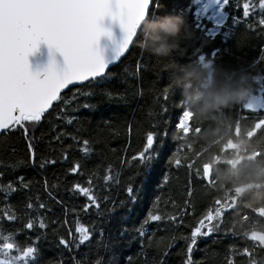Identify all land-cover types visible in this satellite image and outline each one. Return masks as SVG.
Listing matches in <instances>:
<instances>
[{
  "label": "trees",
  "instance_id": "1",
  "mask_svg": "<svg viewBox=\"0 0 264 264\" xmlns=\"http://www.w3.org/2000/svg\"><path fill=\"white\" fill-rule=\"evenodd\" d=\"M180 3L191 4L193 14L198 7L194 0H180ZM162 18L149 17L154 21H161ZM185 19L188 26L182 33L181 44L191 29L203 40L205 53H210L213 48L230 49V54L223 55L224 62L209 60L201 62L198 59H191L183 64H177L199 65L201 78L185 80L182 73L175 71L176 66L174 68L169 66V61L173 58L183 62V58L178 57L176 53L180 48L170 57L162 58L136 46L131 47L121 63L111 69L115 75L100 84L82 85V91L90 94L87 97L80 95L78 102L93 105L92 109L81 107L77 111H72L77 102L71 100L70 90L75 91V89L64 91L61 95L69 98V104L65 106L61 103L57 111L42 122L43 126L34 134L30 131L29 136L37 160L58 159L61 146L67 149L69 160H81L85 157L81 141L88 140L91 153L86 157V167L77 174L65 175L67 164L59 162L55 165H47L42 170L30 165H22L15 168L14 172L0 176V229H2L0 238L12 234L14 240L17 238L24 240L28 237L34 239L37 234L36 229L42 220L47 227L39 229V232L47 235L39 241V244L46 264H70L73 259L80 261V264H95L98 256L106 259L109 253L97 248L95 242L91 246H81L71 252L63 249L57 241L61 236L68 238L65 229L70 228L73 235H77L75 233L77 221L90 229L94 225L102 226L103 239L106 241L110 234L115 235L116 229L122 222L128 227L133 225L138 227L146 213L152 210L155 198L159 196L161 200L159 208L169 216H177V221L150 222L146 226L148 231L144 241L135 242L130 247L122 249L123 255L117 252L116 257L118 260L122 259L123 264H160L161 254L167 253L163 256L164 264H182L185 241L179 237L189 235L193 217L210 206L214 198L220 201L221 212L230 211L225 213L218 231L207 237L197 238V244L191 254L195 264H226L229 258L233 260V264H247L248 257L241 256L244 247L248 248L254 264H264V251L261 250L264 246L252 239L254 233L264 236V202L254 201L250 192L242 194V186L247 182L245 172L251 163L258 161V158L247 161L252 156L243 157L238 165L233 166L238 157L219 155L217 152L220 144L214 146V142L220 139L222 130L219 133L208 132L218 126L224 129L231 123L230 133L226 132L223 135L226 142L233 137L234 125L238 124L243 138H241V148L246 149L247 152L261 151L264 157V125L263 130L254 136L255 138L251 136L252 134H247L259 119L251 117L242 120V116L245 115L242 111L244 99L218 112L217 118L212 119L195 114L182 96L183 89L227 87L242 78L247 84L248 91L259 88V83L264 87V61L260 59L261 49H264V37L259 35L258 28L249 30L243 25H237L227 43L223 44L219 35L202 36L192 28L193 15H188ZM206 23L210 28L214 25L212 21ZM141 52L143 59L140 60L141 67L137 70L136 64ZM237 59L243 62L234 63ZM248 64L252 67L250 68ZM125 68L129 72L138 71V78L128 76L124 71ZM171 76L176 86L180 88V103L188 116L183 129L177 133H170V140L174 144L183 146L182 155L184 151V154L192 159L194 166L189 172L183 166L180 169L170 167L161 159L156 163L151 175H146L144 169L130 157L142 147L146 132L153 130L150 124L156 123L157 120L175 117L178 103L174 106L173 101L176 100V96L169 95L166 105L168 115L148 120L150 112H159L157 100L159 98L160 103H163L161 93L166 87H170ZM137 90L141 95L135 99L129 97L127 102L108 99L102 94L103 91H108L115 97ZM51 111L52 109L49 112ZM246 114L254 113L246 111ZM129 125H131L130 130ZM57 136H60L59 140L56 139ZM73 136H76V141L73 140ZM27 159V142L19 132L14 135H0V161L14 164L16 161L27 162ZM212 164L215 165L216 170L211 183L206 186L196 176L195 165L202 166L204 173V167ZM164 174L168 176L166 182L163 180ZM226 175L231 177L229 181L221 179ZM15 176H23L29 182L30 191L9 193L5 199L4 185ZM104 176H108L109 179L104 180ZM45 180L48 185L47 191L43 187ZM89 181L93 194L98 197L105 196L108 201L119 204L120 201L126 200L125 188L128 183L139 187L140 199L127 208H118L108 219L97 215L98 210L92 205L85 212L82 210L83 206L90 202L76 191L69 189L73 183L89 187ZM239 190L241 192H238ZM49 192L55 199L48 196ZM26 196L32 199L26 200ZM171 200H175V207L169 203ZM185 200L191 205L188 215L177 212L178 208L184 207ZM56 201L61 203L57 204ZM26 203H32L33 208H25ZM41 203L45 205L43 209L38 207ZM97 203L101 204V208L105 207V204L108 208L112 206L111 203L99 199ZM5 213L17 219L8 220ZM180 216H183L184 224L177 229L175 224L179 222ZM29 219L34 220L36 229L20 231ZM65 219L67 224L63 223ZM17 233H19L18 237ZM147 235L152 237L151 244L147 240Z\"/></svg>",
  "mask_w": 264,
  "mask_h": 264
},
{
  "label": "snow or ice",
  "instance_id": "2",
  "mask_svg": "<svg viewBox=\"0 0 264 264\" xmlns=\"http://www.w3.org/2000/svg\"><path fill=\"white\" fill-rule=\"evenodd\" d=\"M194 3L198 7L193 14L191 4L181 5L180 0H0V135H14L19 132L27 142L28 152L27 162L16 161L14 164H7L0 161V176L14 172L15 168L22 165H30L42 170L47 165H55L59 162L67 164L65 175L77 174L86 167V157L91 153L88 140L81 141L82 151L85 154L81 160H69L67 149L63 146H61L58 159L41 158L37 160L29 132L34 134L41 128L42 122L52 116L61 103L65 106L69 104V98L61 95V90L70 84L75 89V91L70 90V98L77 102L72 111H77L81 107L92 109L93 105L78 102L80 95L87 97L90 94L82 91V82L87 81L89 85L100 84L115 75L110 66L120 61L131 47L138 46L139 29L145 18L156 19L166 16L185 18L193 15L192 28L200 32L202 36L219 35L223 44L227 43L237 25H243L249 30L258 28L259 35L264 37V0H231V2L230 0H194ZM106 16H111L113 20L118 21L123 31V37L114 50L111 63L105 60L97 47L100 36L106 34L102 27V21ZM206 21L214 22L213 27L210 28ZM107 34L111 36L110 32ZM42 42L63 55L66 61L64 69H58L53 62L45 70L43 76L32 72L28 56L36 51ZM176 53L178 57L183 58V62L173 58L169 61L171 68L191 59H198L201 62L205 60L224 62L223 55L230 54V49L227 47L213 48L210 53H205L203 40L190 29L180 50ZM261 53L260 59L264 61V49H261ZM142 59L141 52L136 64L137 70L141 67L140 60ZM239 62L243 61L237 59L234 63ZM248 66L252 67L251 64ZM124 71L128 76L138 78V71L129 72L127 68ZM77 83L81 86L78 87ZM259 92V95L264 97V89H259ZM102 94L108 99H119L122 102H127L129 97L135 99L141 95L138 90L115 97L108 91H103ZM161 95L163 103H160L159 98L157 100L159 112H150L148 120L168 115L166 105L169 95L176 96V100L173 101L174 106L178 103L175 117L157 120L156 123L150 124L153 130L146 132L142 147L130 159L136 161L144 169L146 175H151L156 163L161 159L170 167L180 169L183 166L191 172L194 166L192 159L187 157L184 151L182 155V150H184L182 145L174 144L170 140V133H177L183 129L188 116L180 103V88L176 86L172 76L170 87H166ZM54 101L58 103L54 105ZM50 108L51 112L48 111ZM246 110H242L245 116H247ZM259 115H264V112ZM130 129L131 125H129ZM56 139L59 140L60 136ZM76 139V136H73V140L76 141ZM195 174L206 186L209 184V178L204 175L202 166L195 165ZM108 179V176H104V180ZM163 180L165 182L168 180L166 174L163 175ZM4 187L5 199L9 193L30 191L29 182L23 176H15ZM43 187L47 191L46 180L43 182ZM69 190L76 191L90 202L84 204L83 211L87 212L92 205L98 210L97 215L105 219L111 218L118 208H127L140 199V189L132 183H128L125 188L126 200L120 201L119 204L115 201H108L105 196L94 195L91 181H89V187L73 183ZM189 194H191L190 191ZM48 196L55 199L50 192ZM31 199L26 196V200ZM98 199L111 203V208H108L107 204L101 208V204L97 203ZM56 203L61 202L56 201ZM160 203V197L157 196L152 210L146 213L138 227L135 225L128 227L122 222L116 229L115 235L110 234L106 241L103 239L102 226L94 225L90 229L77 221L75 227L77 235H73L72 229L66 228L68 238L61 236L57 242L69 252L81 246H91L95 242L97 248L109 253L106 259L98 256L95 264H123L122 259H117L116 253L121 252L123 255L122 249L130 247L135 242L142 243L148 231L146 226L150 222L177 221V216H169L159 208ZM169 203L173 207L176 206L175 200ZM219 204V200L212 198L211 205L207 206L198 216L193 217L189 235L179 237L185 241L182 264H195L191 254L198 237H207L219 230L225 213L230 211L221 212ZM167 206L166 204L165 207ZM38 207L43 209L45 205L41 203ZM190 207L191 205L185 200L184 207L178 208L177 212L188 215ZM25 208L32 209V203H26ZM129 211H131L130 208ZM5 215L8 220L17 219L7 213ZM63 223L67 224V220L65 219ZM183 224V216H180L175 227L178 229ZM46 227L47 225L41 220L36 229L34 220L29 219L20 231L36 229L37 234L34 239L28 237L24 240L18 238L14 240L12 234L3 235L0 238V264H46L39 244V241L47 235L39 232V229ZM18 236L19 233H17ZM147 240L151 244L152 237L147 235ZM256 243L264 246V240L256 241ZM261 250L264 251V247ZM165 255L167 253L161 254L160 264H164L163 256ZM241 256L248 257L247 264H254L247 247H244ZM70 264H80V261L73 259ZM226 264H233V260L227 259Z\"/></svg>",
  "mask_w": 264,
  "mask_h": 264
},
{
  "label": "clouds",
  "instance_id": "3",
  "mask_svg": "<svg viewBox=\"0 0 264 264\" xmlns=\"http://www.w3.org/2000/svg\"><path fill=\"white\" fill-rule=\"evenodd\" d=\"M183 16H166L161 21L145 18L139 29L138 46L156 57H170L181 46L182 33L187 27ZM175 71L182 73L185 80H198L202 76L199 65H176ZM248 95V87L244 79L231 86H210L198 90L183 89L182 96L195 114L216 119V114L232 105L241 102ZM221 127L208 130L219 133ZM247 182L242 186V194L251 193L252 199L264 202V160L251 163L245 172ZM221 179L229 181L230 176Z\"/></svg>",
  "mask_w": 264,
  "mask_h": 264
},
{
  "label": "water",
  "instance_id": "4",
  "mask_svg": "<svg viewBox=\"0 0 264 264\" xmlns=\"http://www.w3.org/2000/svg\"><path fill=\"white\" fill-rule=\"evenodd\" d=\"M102 27L104 28L106 34L100 36L97 47L102 53V55L104 56L105 60L111 63L113 55H114V50L117 44L119 43V41L123 37V31L120 27L119 22L113 20L111 16H106L103 19ZM108 32L111 33V36L107 34ZM129 51L126 52L123 57H121L120 61H117L115 62L114 65L110 66V68L112 69L116 65L120 64L123 58L129 53ZM53 62H55L56 67L60 70L66 67V61L63 55L60 52L56 51L55 49L49 48L48 44L43 43V42L40 43L36 51L29 54L28 56V63L30 65L32 72L40 73L41 76H43L45 70ZM86 83L88 82L87 81L82 82V85ZM77 86L79 87L81 86V84L77 83ZM72 88H73V85L71 84L68 85L67 88L61 90V94L64 91L68 89H72ZM55 103L56 102L54 101L53 104ZM263 104H264L263 97L253 95L247 100L246 104L244 105V108L247 109V111H251L253 113H259L262 110ZM50 110L51 108L48 111ZM204 175L209 178V181H210L209 183H211L212 169L210 165H207L204 167Z\"/></svg>",
  "mask_w": 264,
  "mask_h": 264
},
{
  "label": "flooded vegetation",
  "instance_id": "5",
  "mask_svg": "<svg viewBox=\"0 0 264 264\" xmlns=\"http://www.w3.org/2000/svg\"><path fill=\"white\" fill-rule=\"evenodd\" d=\"M259 83V82H257ZM259 85H261L259 83ZM263 86V84L261 85V87ZM260 87V86H259ZM258 88H256L255 90L253 89L251 91V96L253 95H257V96H260L259 94H256V92L258 91L257 90ZM249 96L248 99L251 97ZM245 104L243 103V106ZM264 108V104H263V107ZM245 109V108H244ZM247 111V110H246ZM251 112V111H249ZM261 112H264V109H262L259 113ZM253 113V112H252ZM259 113H254L253 115L251 114H247V116L243 115V119L242 120H246V119H249L251 117L253 118H258L259 120H257V122L255 123V126L252 127V129L247 133V134H252L251 136L253 138H255L254 136H256L259 132H261L263 130V125H264V115H259ZM261 124V125H260ZM231 128H232V124L229 123L228 125H226V128L222 129V133L220 135V139H217V141L214 142V146H218L220 144V149L217 153H219V155H222V156H233L232 158H236L238 157L234 163H233V166H236L239 164V162H241L243 160V157H250L247 159V161H253V160H256L258 158V161L261 159V160H264V157H263V152L261 151H250V152H247L246 149H242L241 148V141H242V136H241V133H240V126L238 124H235L234 125V131H233V137H230L226 142H225V138H223L224 134H226V132L230 133L231 131ZM248 136V135H246ZM242 138V139H241ZM225 142V143H224ZM218 160V159H216ZM215 160V161H216ZM224 163V161H223ZM248 163V162H247ZM211 166V169H212V176L216 170V167L214 164L210 165ZM264 212V210H263Z\"/></svg>",
  "mask_w": 264,
  "mask_h": 264
},
{
  "label": "rangeland",
  "instance_id": "6",
  "mask_svg": "<svg viewBox=\"0 0 264 264\" xmlns=\"http://www.w3.org/2000/svg\"><path fill=\"white\" fill-rule=\"evenodd\" d=\"M260 87L257 89L258 91L256 92V94H260L259 92V89H264V87H261V85H259ZM251 91H248V95L247 97L243 100V103L246 104L247 100H248V97L251 96ZM264 98V97H263ZM185 125H186V122H185ZM261 125V124H260ZM238 192H241V190H239ZM211 235V234H210ZM253 238H255L256 241H259V240H264V236L262 234H258V233H254Z\"/></svg>",
  "mask_w": 264,
  "mask_h": 264
}]
</instances>
